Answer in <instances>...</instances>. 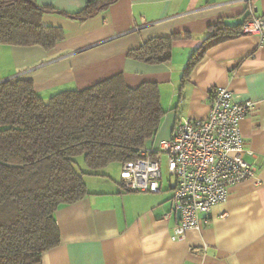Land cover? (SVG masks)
<instances>
[{"label": "crops", "instance_id": "obj_1", "mask_svg": "<svg viewBox=\"0 0 264 264\" xmlns=\"http://www.w3.org/2000/svg\"><path fill=\"white\" fill-rule=\"evenodd\" d=\"M35 3L53 11L43 12L41 22L60 28L64 38L51 50L0 43V82L31 80L43 100L116 74L130 88L157 83L165 112L144 144L155 150L181 119L207 117L213 87L254 103L240 121L254 174L230 187L225 201L199 217L198 228L171 239L179 215L169 175L154 193L124 191L119 177L108 174L86 175L89 194L55 211L59 244L43 253L41 264H264V36L243 33L216 44L185 73L208 27L219 20L241 24L250 13L264 19V0H115L83 20L72 15L86 0ZM173 35L180 36L166 62L128 56L150 39Z\"/></svg>", "mask_w": 264, "mask_h": 264}, {"label": "trees", "instance_id": "obj_2", "mask_svg": "<svg viewBox=\"0 0 264 264\" xmlns=\"http://www.w3.org/2000/svg\"><path fill=\"white\" fill-rule=\"evenodd\" d=\"M114 1L86 0L72 18L86 19ZM43 12L53 11L35 0H0V43L53 49L64 34L42 24ZM242 24L219 20L208 27L185 73L207 49L243 34ZM179 36L150 39L128 56L166 62ZM164 112L157 83L130 88L121 74L47 100L31 80L0 82V264H41L43 253L59 244L55 211L89 194L84 176H105L111 164L135 159Z\"/></svg>", "mask_w": 264, "mask_h": 264}, {"label": "built area", "instance_id": "obj_3", "mask_svg": "<svg viewBox=\"0 0 264 264\" xmlns=\"http://www.w3.org/2000/svg\"><path fill=\"white\" fill-rule=\"evenodd\" d=\"M241 31L263 37L264 19L250 13ZM253 108L250 100L235 101L228 88L213 87L205 119H181L158 149L139 148L135 159L121 164L122 190L154 193L160 189L161 164L165 163L174 181L171 199L180 214L172 228V240L198 228L199 217H206L214 205L225 201L230 187L253 176L240 129V121Z\"/></svg>", "mask_w": 264, "mask_h": 264}, {"label": "rangeland", "instance_id": "obj_4", "mask_svg": "<svg viewBox=\"0 0 264 264\" xmlns=\"http://www.w3.org/2000/svg\"><path fill=\"white\" fill-rule=\"evenodd\" d=\"M161 169H162V179L166 180L168 178V173L166 171L165 163L163 162L161 164ZM104 172L108 174L111 177H114L118 179L119 177V165L118 164H111L108 166L106 169H104Z\"/></svg>", "mask_w": 264, "mask_h": 264}, {"label": "water", "instance_id": "obj_5", "mask_svg": "<svg viewBox=\"0 0 264 264\" xmlns=\"http://www.w3.org/2000/svg\"><path fill=\"white\" fill-rule=\"evenodd\" d=\"M178 215L180 216L179 212L177 211Z\"/></svg>", "mask_w": 264, "mask_h": 264}]
</instances>
